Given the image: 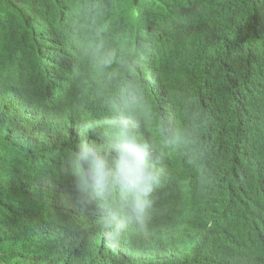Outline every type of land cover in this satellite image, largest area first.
<instances>
[{"label": "trees", "instance_id": "obj_1", "mask_svg": "<svg viewBox=\"0 0 264 264\" xmlns=\"http://www.w3.org/2000/svg\"><path fill=\"white\" fill-rule=\"evenodd\" d=\"M128 119L160 183L114 239L67 162ZM0 264H264V0H0Z\"/></svg>", "mask_w": 264, "mask_h": 264}, {"label": "clouds", "instance_id": "obj_2", "mask_svg": "<svg viewBox=\"0 0 264 264\" xmlns=\"http://www.w3.org/2000/svg\"><path fill=\"white\" fill-rule=\"evenodd\" d=\"M69 189L79 203L100 211L97 223L119 239L129 226H147L160 183L149 144L131 120L121 121L105 144H80L67 162Z\"/></svg>", "mask_w": 264, "mask_h": 264}, {"label": "bare ground", "instance_id": "obj_3", "mask_svg": "<svg viewBox=\"0 0 264 264\" xmlns=\"http://www.w3.org/2000/svg\"><path fill=\"white\" fill-rule=\"evenodd\" d=\"M60 108V107H59ZM91 119V118H90Z\"/></svg>", "mask_w": 264, "mask_h": 264}]
</instances>
